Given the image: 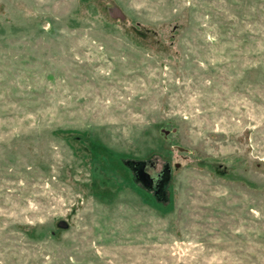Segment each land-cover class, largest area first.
<instances>
[{
	"label": "rangeland",
	"instance_id": "obj_1",
	"mask_svg": "<svg viewBox=\"0 0 264 264\" xmlns=\"http://www.w3.org/2000/svg\"><path fill=\"white\" fill-rule=\"evenodd\" d=\"M0 264H264V0H0Z\"/></svg>",
	"mask_w": 264,
	"mask_h": 264
},
{
	"label": "flooded vegetation",
	"instance_id": "obj_2",
	"mask_svg": "<svg viewBox=\"0 0 264 264\" xmlns=\"http://www.w3.org/2000/svg\"><path fill=\"white\" fill-rule=\"evenodd\" d=\"M133 162L135 164L136 162ZM144 163V162H143ZM145 165V163H144ZM133 168H136V165H133ZM131 171V170H130ZM133 178L137 183L143 185L144 189L153 193L155 197L158 199L165 200L166 193L164 192L165 186H167L168 182L165 183V179L162 178V172L155 173V175H148L146 173V165L141 171H137L136 169L131 171ZM170 179V178H169ZM169 181V180H168Z\"/></svg>",
	"mask_w": 264,
	"mask_h": 264
},
{
	"label": "water",
	"instance_id": "obj_3",
	"mask_svg": "<svg viewBox=\"0 0 264 264\" xmlns=\"http://www.w3.org/2000/svg\"><path fill=\"white\" fill-rule=\"evenodd\" d=\"M133 165H136V168H133ZM126 166H128L131 171H133L135 169L137 171H141L145 165H144L143 161L136 162L135 164H133V162L127 160ZM169 171H170V167L168 165H165L163 172H162V178L165 179V183H167L169 180ZM57 225H58V227L60 226L62 229L67 228V225H65L63 222H60V221L58 222Z\"/></svg>",
	"mask_w": 264,
	"mask_h": 264
},
{
	"label": "trees",
	"instance_id": "obj_4",
	"mask_svg": "<svg viewBox=\"0 0 264 264\" xmlns=\"http://www.w3.org/2000/svg\"><path fill=\"white\" fill-rule=\"evenodd\" d=\"M129 168V167H128Z\"/></svg>",
	"mask_w": 264,
	"mask_h": 264
}]
</instances>
